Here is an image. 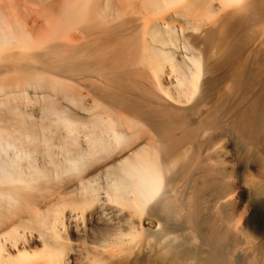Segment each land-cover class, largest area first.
Segmentation results:
<instances>
[{
	"label": "rangeland",
	"instance_id": "rangeland-1",
	"mask_svg": "<svg viewBox=\"0 0 264 264\" xmlns=\"http://www.w3.org/2000/svg\"><path fill=\"white\" fill-rule=\"evenodd\" d=\"M72 1L0 0V14L41 40L63 21ZM98 1L107 15L101 27L75 25L66 36H50L27 51L13 44L0 55V82H19L28 90V99H14L28 125H52L43 108L53 104L63 118L81 125L80 150L89 147L90 128L102 117H114L129 138L123 147L93 157L80 176L64 173L39 183H69L70 189L75 183H114L145 148L156 147L164 168L161 194L144 215L130 203L111 201L104 190L85 213L67 207L57 226L68 244L66 264H264V0H247L239 8L200 0L198 12L209 8L208 16L190 15L181 6L150 13L143 0H109V6ZM155 21L164 32L177 31L170 30L176 44L168 47L178 69L185 68L167 65L159 80L108 53ZM193 56H202L207 82L186 97ZM17 118L0 108V122L9 129H16ZM47 134L58 144L67 142L64 126H50ZM36 163L52 167L41 153ZM20 231L18 240L3 237L6 258L28 253L36 257L29 264H53L45 257L52 236L38 228Z\"/></svg>",
	"mask_w": 264,
	"mask_h": 264
},
{
	"label": "bare ground",
	"instance_id": "bare-ground-1",
	"mask_svg": "<svg viewBox=\"0 0 264 264\" xmlns=\"http://www.w3.org/2000/svg\"><path fill=\"white\" fill-rule=\"evenodd\" d=\"M219 1L226 8H239L244 6L247 0ZM199 2L200 0H143L142 6L150 13L161 12L163 8L181 6L185 8L190 15L198 14L203 16L204 14L208 16L211 13L209 8L205 10V13H203L204 9L198 12L197 5H199ZM106 5L109 6V0ZM66 6L68 11L66 12L68 14L63 21L60 22L62 17L60 20L57 18L60 22L57 21L59 26L55 25V27L51 29V34L41 40L38 39L39 37L36 38L22 24L24 29L20 25L16 26L12 24L13 22H8L5 17L1 15V12L0 55L6 52L8 53L9 48L13 46V44H16L17 47L19 46L21 50L27 51L35 47L34 45L48 40L50 36H66L68 34L66 32L69 31L72 26L76 25L77 28L83 30L101 27V24L106 22L98 0H73L71 4ZM199 8L201 7L199 6ZM146 11L144 13H146ZM122 12L123 9L120 10L121 14ZM184 13H186V11ZM17 20L18 18H16V21ZM158 25L156 21L155 23H151V28H143L138 36L119 43L114 47L112 52L110 51L108 53L116 58L118 62H130L138 65L141 70L151 71L158 80L161 78L167 65H171L173 69L177 70L179 63H177L174 53H172L173 49L170 50L168 47V44L171 46L172 43L173 45L174 43L176 44V42H174L176 36H174L173 33L177 31L173 32L174 30H171L172 27L168 26L169 28L167 27L168 29L165 30L167 35L169 34L167 37L164 30H160ZM148 33L151 34L149 36L151 37L150 39L147 37ZM189 41L190 40H188V42ZM158 44H161V46H158ZM166 45L167 48L165 47ZM187 47L189 46L187 45ZM106 53L107 52H105V54ZM228 54L227 60L231 58V50ZM2 56H0V58ZM25 58L26 56H24V59H20V61L25 60ZM191 60L193 66L191 65L190 74L185 78L187 81L184 82L188 90V93H185L186 97H193L200 87L202 88L205 80L203 79L205 72L202 56H193ZM180 68L177 70L178 72ZM184 69L185 68L181 70L183 71ZM206 82L207 80H205V83ZM49 83L53 84L51 82ZM55 83L54 86L56 85ZM28 84H30V82H28ZM40 85L42 86V84ZM47 86L48 85H46V88H48ZM23 87L19 82L13 86L0 82V95L5 97V99L0 100L1 110L5 109L12 115L19 116V118L15 119L16 124H18L16 129H9L10 126L5 124V121L0 122V264H29V262L36 258H33L28 253L21 258H6L4 253L6 247L3 243V237L18 240V237L22 234L20 231L21 228H38L43 230L44 234L51 235L53 242L46 244V260L53 264H66L68 261V244L61 240L62 236L57 226L58 224H62L60 221L62 222L64 219L67 207L78 209L85 213L84 211H86L87 208L94 206L93 203L96 200L99 201V197L102 194L101 192L104 190L111 201L122 203V205L123 203L124 205L125 203H130L133 207L132 209L137 211L136 213L139 212V214L141 213L144 215L161 194L165 181L164 168L161 166L160 157L157 155L158 150H155L156 147L153 149L154 151L150 148L152 152H148L143 146L145 148L143 151L147 152H144V154L143 152L135 154V156H138L134 159L132 158V161L126 162L127 164L124 161L126 165L124 164V169H122L126 176L125 178L121 177V180H116L114 183H75L73 184L74 187L71 189L67 187L71 185H69V183H39L43 178L46 180L50 179V176L59 178L61 174L64 173L80 176L83 169L91 162H94V159H92L93 157L98 154L105 155V153H110V150H113V146L115 149L117 145L123 147L121 144H126L125 141L129 142V138L128 135H125L126 132L122 133V130L121 132L117 130V123L119 122L113 119L114 117L109 116L106 118L104 116L105 118L102 117L93 122V126H91L94 128L93 130L90 128L89 147L80 150L77 147L78 145L80 147L78 136V134H80V129L78 128H80L79 126L81 125L77 124L76 120L73 121L63 118L53 104H47L43 108V112L45 113L44 116L49 118V121H52L50 122L52 125L38 122L28 125L25 119H23L24 112L22 111L20 103L14 102L16 98H29L28 90L26 91ZM47 95L49 96V94ZM47 95L46 97H48ZM51 95L52 94H50V97ZM53 115L57 116L55 123L52 119ZM7 121L9 123L13 122L9 118H7ZM22 124L27 126H23ZM30 125L32 127H30ZM50 126L57 128L59 126L66 127L68 134L67 142L58 144L53 137L49 136L47 132ZM119 126L123 125L119 123ZM128 127L131 126L127 125L126 128ZM38 130H40V132ZM71 145H74L76 148H72ZM56 147H58L59 150H56ZM59 152L65 153L64 159L59 157ZM40 153L47 157V163H50L52 167H41L36 163L37 155ZM128 160L130 159L128 158ZM63 184L66 185L67 188L64 187ZM54 195L55 197H52ZM56 195H59L60 198L57 199ZM68 195L69 197H67ZM128 204H126V206H129Z\"/></svg>",
	"mask_w": 264,
	"mask_h": 264
}]
</instances>
